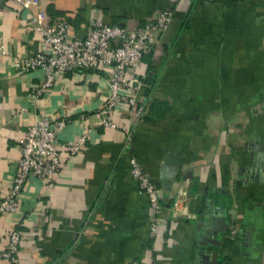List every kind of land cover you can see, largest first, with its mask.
I'll use <instances>...</instances> for the list:
<instances>
[{"label": "crops", "instance_id": "0c3cea01", "mask_svg": "<svg viewBox=\"0 0 264 264\" xmlns=\"http://www.w3.org/2000/svg\"><path fill=\"white\" fill-rule=\"evenodd\" d=\"M167 7L168 24L125 71L141 114L118 103L115 126L99 123L109 65L27 96L42 70L12 61L40 48L36 8L81 38L91 21L132 28ZM0 41V197L35 116H64L58 143L86 132L51 187L30 178L20 213H0V252L16 228L19 264H264V0H1ZM131 157L157 187L153 231Z\"/></svg>", "mask_w": 264, "mask_h": 264}, {"label": "built area", "instance_id": "2783aa9c", "mask_svg": "<svg viewBox=\"0 0 264 264\" xmlns=\"http://www.w3.org/2000/svg\"><path fill=\"white\" fill-rule=\"evenodd\" d=\"M24 6L38 5L39 0H15ZM172 11L169 7L158 10L152 18L132 28H125L118 23L99 20L90 22L88 29L81 38H69V22L65 17H53L45 20L44 13L39 9L31 13L30 20L40 32V48L31 55L15 57L12 61L18 69L42 70V77L27 96L36 102L41 94L52 84L54 78L67 71L82 69L96 70L102 65H109L107 94L104 103L98 109L99 123L105 127H114L112 120L113 108L118 103L134 107L136 114H141L145 105L137 103L133 93V77L126 75L127 67L139 63L140 57L155 41L170 20ZM4 51L0 41V53ZM64 116L50 117L40 113L35 116L26 129L20 143L19 157L15 162L14 174L8 188L0 197L1 214L20 213V191L30 178H38L45 186L51 187L55 176L60 172L63 158L76 153L85 142L86 132H82L72 142L58 143L57 135L65 125ZM129 172L144 193L148 206L159 221L162 204L159 200L157 187L144 171L142 166L131 157L128 159ZM173 213L178 211L174 203ZM233 230L230 237L233 238ZM20 245V232L16 228L7 231V240L0 256L9 264H19L17 252Z\"/></svg>", "mask_w": 264, "mask_h": 264}, {"label": "water", "instance_id": "95a60500", "mask_svg": "<svg viewBox=\"0 0 264 264\" xmlns=\"http://www.w3.org/2000/svg\"><path fill=\"white\" fill-rule=\"evenodd\" d=\"M1 1V0H0Z\"/></svg>", "mask_w": 264, "mask_h": 264}]
</instances>
